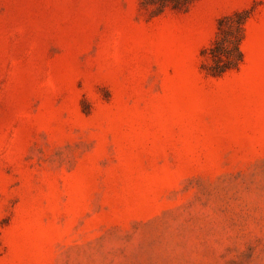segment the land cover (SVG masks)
Wrapping results in <instances>:
<instances>
[{
  "label": "rangeland",
  "instance_id": "374dc122",
  "mask_svg": "<svg viewBox=\"0 0 264 264\" xmlns=\"http://www.w3.org/2000/svg\"><path fill=\"white\" fill-rule=\"evenodd\" d=\"M0 264H264V0H0Z\"/></svg>",
  "mask_w": 264,
  "mask_h": 264
},
{
  "label": "trees",
  "instance_id": "16d2710c",
  "mask_svg": "<svg viewBox=\"0 0 264 264\" xmlns=\"http://www.w3.org/2000/svg\"><path fill=\"white\" fill-rule=\"evenodd\" d=\"M175 6L185 3L187 0H172ZM230 22L227 31L224 32L223 37L215 42V45L209 49L211 59L214 62V70L224 72L231 67L237 65L241 60V20L233 22L232 18H227L221 22ZM222 32V30H221Z\"/></svg>",
  "mask_w": 264,
  "mask_h": 264
}]
</instances>
